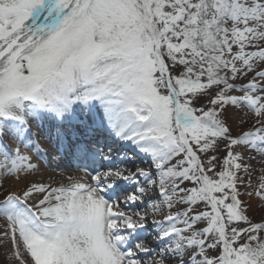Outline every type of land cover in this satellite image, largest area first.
Returning <instances> with one entry per match:
<instances>
[{
  "label": "snow or ice",
  "instance_id": "obj_1",
  "mask_svg": "<svg viewBox=\"0 0 264 264\" xmlns=\"http://www.w3.org/2000/svg\"><path fill=\"white\" fill-rule=\"evenodd\" d=\"M46 126L90 180L3 190L16 264H264V0H0V176Z\"/></svg>",
  "mask_w": 264,
  "mask_h": 264
},
{
  "label": "bare ground",
  "instance_id": "obj_2",
  "mask_svg": "<svg viewBox=\"0 0 264 264\" xmlns=\"http://www.w3.org/2000/svg\"><path fill=\"white\" fill-rule=\"evenodd\" d=\"M43 132H45V129H43ZM43 141H45L48 145L44 148H40L39 155L31 149L25 153L31 157L32 163L38 166L33 172L27 176L21 174L18 181L12 177L0 176V184L3 185V188L0 189V199H2L1 197L3 196L2 194L4 189L20 190L23 189L26 184H30L32 182H43L56 187L68 185L73 180H81L82 182H88L90 180V177H87L86 174L78 168L77 172L73 173H66L65 171L59 170L58 166H62L63 160L65 161L66 159L54 156L55 136L44 134ZM45 153L51 157L53 163L47 162ZM136 163L138 164V161H136ZM122 198L123 197H121V199ZM5 252L8 255H12V245L10 247L6 245Z\"/></svg>",
  "mask_w": 264,
  "mask_h": 264
},
{
  "label": "rangeland",
  "instance_id": "obj_3",
  "mask_svg": "<svg viewBox=\"0 0 264 264\" xmlns=\"http://www.w3.org/2000/svg\"><path fill=\"white\" fill-rule=\"evenodd\" d=\"M243 81H237V84L242 83ZM206 102V101H205ZM228 122L231 123L233 126H239L243 122V126L245 129L249 127V125L252 123V119L250 116H248L243 110H230V113L228 114ZM45 132L43 130H39L36 128H33L32 131L34 133L33 139L35 143L39 146V148H44L48 144L43 141L44 134L46 135H54V132L49 130L47 126L44 128ZM56 156L58 158H61V154L57 151L56 146L54 147ZM253 156V159L251 161L252 166L255 169V173L253 175V183L256 182V177L259 176L261 173H264V160H261L260 157L255 156V154H251ZM64 156H67L65 154ZM45 157L47 159V162L53 163L51 160V157L45 153ZM246 159L248 158V154H246ZM144 159V163L147 164V159ZM70 161L69 157L67 160H63L62 166H58V169L61 171H65L66 173H73L77 172V169L73 167V165L67 164V162ZM138 164L141 163V160H137ZM241 192H244V188L241 187ZM3 195V194H2ZM1 195V196H2ZM3 199V196L1 197ZM247 204H249L251 207L249 209V216L255 221L260 220L261 217H264V201L258 200L255 196H253L251 199L247 195H244L242 197ZM135 210V209H134ZM159 218V217H158ZM151 219V217H149ZM3 227V219L0 218V228ZM151 243H154L155 241H150ZM11 246V240L10 238H0V264H16L15 258L12 255H8L5 252V247Z\"/></svg>",
  "mask_w": 264,
  "mask_h": 264
}]
</instances>
